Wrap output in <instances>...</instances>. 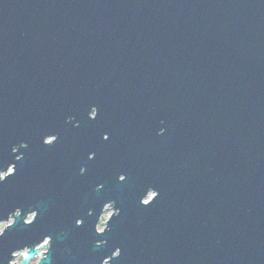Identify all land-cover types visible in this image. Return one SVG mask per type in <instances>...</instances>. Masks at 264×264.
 <instances>
[{
    "label": "water",
    "instance_id": "1",
    "mask_svg": "<svg viewBox=\"0 0 264 264\" xmlns=\"http://www.w3.org/2000/svg\"><path fill=\"white\" fill-rule=\"evenodd\" d=\"M10 219L0 264H264V0H0Z\"/></svg>",
    "mask_w": 264,
    "mask_h": 264
},
{
    "label": "snow or ice",
    "instance_id": "2",
    "mask_svg": "<svg viewBox=\"0 0 264 264\" xmlns=\"http://www.w3.org/2000/svg\"><path fill=\"white\" fill-rule=\"evenodd\" d=\"M84 123L87 126L88 132L83 137L79 135L77 136L81 138L79 147L81 150V154L85 157L84 164L89 167H94L99 161L94 160L92 157H90L89 153H94L95 157H97L98 153L102 156L107 147L105 142L109 141V136L111 135V133L105 129L102 120H97V117H94L91 121L85 120ZM75 131L77 132V134H79V126H77V129ZM89 133H91L93 136L91 140H89L88 138ZM105 133L108 134L106 135ZM49 143H51V141H49ZM120 179L123 180L124 177L121 176Z\"/></svg>",
    "mask_w": 264,
    "mask_h": 264
},
{
    "label": "rangeland",
    "instance_id": "3",
    "mask_svg": "<svg viewBox=\"0 0 264 264\" xmlns=\"http://www.w3.org/2000/svg\"><path fill=\"white\" fill-rule=\"evenodd\" d=\"M112 214V208L107 207V209L104 211V214L102 216V219L98 225V229L102 230V228L104 227V223L105 221L109 218V216ZM32 218V215L29 216V220ZM12 222V220L10 219L8 222H2L0 223V233L5 229V227L10 224ZM17 263H20V258L16 259ZM37 262V260H34L31 264H35Z\"/></svg>",
    "mask_w": 264,
    "mask_h": 264
},
{
    "label": "flooded vegetation",
    "instance_id": "4",
    "mask_svg": "<svg viewBox=\"0 0 264 264\" xmlns=\"http://www.w3.org/2000/svg\"><path fill=\"white\" fill-rule=\"evenodd\" d=\"M83 171V170H82ZM120 180H122V179H120ZM146 199H144L143 201H145ZM107 207H110V208H112V213L113 212H115L114 210H113V206L110 204V205H108V206H105V209H104V211L107 209ZM104 214V213H103ZM102 219V218H101ZM31 264V263H30Z\"/></svg>",
    "mask_w": 264,
    "mask_h": 264
},
{
    "label": "built area",
    "instance_id": "5",
    "mask_svg": "<svg viewBox=\"0 0 264 264\" xmlns=\"http://www.w3.org/2000/svg\"><path fill=\"white\" fill-rule=\"evenodd\" d=\"M43 252H45V250H43ZM15 262H16V259L12 261V263H15ZM16 264H19V263L16 262Z\"/></svg>",
    "mask_w": 264,
    "mask_h": 264
}]
</instances>
